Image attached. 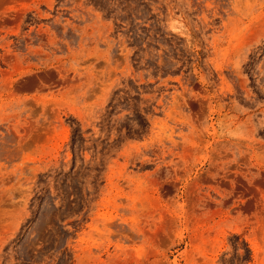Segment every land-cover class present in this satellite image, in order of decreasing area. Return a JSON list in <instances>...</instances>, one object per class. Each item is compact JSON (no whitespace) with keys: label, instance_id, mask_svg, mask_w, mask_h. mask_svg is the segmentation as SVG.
Listing matches in <instances>:
<instances>
[{"label":"rangeland","instance_id":"374dc122","mask_svg":"<svg viewBox=\"0 0 264 264\" xmlns=\"http://www.w3.org/2000/svg\"><path fill=\"white\" fill-rule=\"evenodd\" d=\"M0 264H264V0H0Z\"/></svg>","mask_w":264,"mask_h":264}]
</instances>
